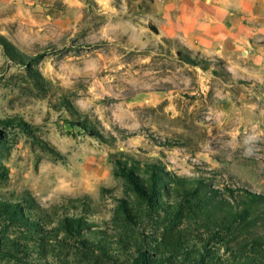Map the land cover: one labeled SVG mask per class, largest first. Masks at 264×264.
<instances>
[{
    "label": "rangeland",
    "instance_id": "rangeland-1",
    "mask_svg": "<svg viewBox=\"0 0 264 264\" xmlns=\"http://www.w3.org/2000/svg\"><path fill=\"white\" fill-rule=\"evenodd\" d=\"M183 1L0 0V264H264V0Z\"/></svg>",
    "mask_w": 264,
    "mask_h": 264
},
{
    "label": "trees",
    "instance_id": "trees-1",
    "mask_svg": "<svg viewBox=\"0 0 264 264\" xmlns=\"http://www.w3.org/2000/svg\"><path fill=\"white\" fill-rule=\"evenodd\" d=\"M8 54H10V51L8 50L7 51ZM189 60V59H188ZM76 124H78L82 129H84L85 131L87 132H90L91 134H97V131H95V129L90 126L85 119H78L76 121ZM124 165H122L123 167ZM124 168V167H123ZM151 173L153 175L154 174V170H150ZM124 172L128 175V177L132 180V179H135L136 177L132 175L131 171L127 170L126 168L124 169ZM184 179V178H183ZM135 182V181H134ZM151 184H150V187L147 188L145 185H143L142 183L140 182H135L138 190L140 191H144V189H147V192L148 191H151L153 192L155 186H156V181L152 180L150 181ZM180 186H184V184L182 182L178 183ZM259 199L258 197H255L254 195L253 196H245L242 198V204L240 206V204L238 202H236L235 204H227V211L229 213L230 216H232V219H235L237 218V216H239L240 218H245V216H247L249 214V206L251 205V203H258ZM244 202H245V205H244ZM142 264H146V260H142Z\"/></svg>",
    "mask_w": 264,
    "mask_h": 264
},
{
    "label": "crops",
    "instance_id": "crops-1",
    "mask_svg": "<svg viewBox=\"0 0 264 264\" xmlns=\"http://www.w3.org/2000/svg\"><path fill=\"white\" fill-rule=\"evenodd\" d=\"M187 1H183L182 3L183 4H185ZM200 4H203V2H202V0H201V2H199ZM206 10H207V8H206V6H205V8L203 9L202 7H199L198 8V13H199V15H205L206 14ZM183 12L186 14L187 12H189L185 7H183Z\"/></svg>",
    "mask_w": 264,
    "mask_h": 264
}]
</instances>
